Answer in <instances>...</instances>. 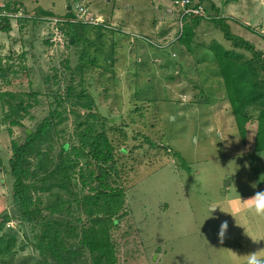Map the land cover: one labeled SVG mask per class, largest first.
<instances>
[{"label":"rangeland","instance_id":"1","mask_svg":"<svg viewBox=\"0 0 264 264\" xmlns=\"http://www.w3.org/2000/svg\"><path fill=\"white\" fill-rule=\"evenodd\" d=\"M21 1L27 5L24 13L34 14L43 7L58 17L68 10L75 14V5L84 3L117 29L156 39L174 37L179 30L173 0ZM208 2L202 3L213 12L215 3ZM228 6L224 4L221 12L230 11ZM235 7L236 18L229 22L232 31L264 47V0H242ZM209 17L195 29L193 50L179 39L155 47L126 31L128 35H118L115 28L91 23L85 24L75 42L65 31L67 23L63 34H57L53 19L11 17L15 23L17 18L25 20H21L22 30L16 24V35L1 34L9 47L2 50L1 41L0 213L10 212L4 232L16 240L10 252L0 257V264H43L33 225L20 216L21 207L13 197L9 158L12 140H24L25 131L33 132L51 111L55 152L62 143L70 149L80 142L82 120L88 118L97 131L101 115L108 116L107 127H116L108 133L117 146L115 176L124 188L127 210L113 228L119 264H246L245 254L257 245L244 231L256 239L264 237V217L248 211L242 198L264 190V150H254L256 122L248 123L245 139L237 129L213 59V50L233 48V44ZM14 36L21 40L18 47L12 43ZM236 50L251 54L241 47ZM172 74L176 79L170 78ZM69 84L74 88L71 93ZM83 89L86 93L79 95ZM5 90L23 95L32 104L21 124L12 125L6 118L13 98L2 96ZM89 99L93 100L90 107ZM260 107L256 103V113ZM81 168L88 173L84 157L72 173L74 189L79 194L94 192L91 186L97 181L83 183ZM31 194L43 201L48 198L38 187ZM213 205L234 218L219 209L210 212ZM78 214L85 216L82 211ZM224 219L229 222V238L221 244L217 231ZM258 246L264 247V241ZM89 257L87 252L84 259Z\"/></svg>","mask_w":264,"mask_h":264},{"label":"trees","instance_id":"2","mask_svg":"<svg viewBox=\"0 0 264 264\" xmlns=\"http://www.w3.org/2000/svg\"><path fill=\"white\" fill-rule=\"evenodd\" d=\"M4 3V6L0 5V12L15 11L22 5L16 0H6ZM212 7L214 12L207 9L211 19L233 44V48L219 47L213 50V59L218 64L215 72L223 79L225 94L241 137H247L248 123L256 122L254 150H264V51L253 41L232 31L228 17L221 15L214 4ZM34 14L56 16L52 10L43 7H39ZM61 17L70 20L75 14L68 10ZM204 18L197 13L184 16L179 42L187 45L189 50H193L195 29ZM66 23L69 28L65 31L69 37L73 36L75 42L78 41L86 23ZM0 25L2 29L8 30L10 17L0 15ZM64 25L65 23L60 22L62 30ZM115 32L118 35H128L121 29H116ZM238 47L250 51V56L236 50ZM1 59L0 54V70H3ZM170 78L176 79V75L172 74ZM68 90L73 92L72 84L68 85ZM85 93L83 89L79 95ZM1 95H10L13 98L8 103L9 113L6 115L9 123L21 124L22 117L32 104L26 102L23 95H17L10 90L1 92ZM29 95L36 96V92ZM17 96H20L19 101L15 100ZM92 102L89 99L86 104L90 107ZM256 103L261 105L257 113ZM53 114L51 111L45 116L33 132L25 131L24 140L13 139L11 142L10 173L14 177L13 197L21 207L20 216L33 225L35 245L43 257V264H119L113 228L127 214V210L124 209V188L117 184L115 176V172H118L117 146L108 133L109 129L116 127H107L110 121L108 116L101 115V129L97 131L88 118L82 120L78 124L85 125L79 132L80 142L74 143L70 149L62 143L55 152ZM174 152L185 163L182 154L178 150ZM82 157L85 158L88 173L81 168L79 177L83 183H97L91 186L94 192L79 194L73 187L76 181L72 173ZM33 180L38 183L32 185ZM33 187L47 192L48 198L43 201L41 197L32 196ZM81 211L85 216L78 214ZM11 217L10 212L0 213V257L10 252L15 244V236L4 232ZM87 252H90V260L84 259Z\"/></svg>","mask_w":264,"mask_h":264},{"label":"built area","instance_id":"3","mask_svg":"<svg viewBox=\"0 0 264 264\" xmlns=\"http://www.w3.org/2000/svg\"><path fill=\"white\" fill-rule=\"evenodd\" d=\"M173 9L176 8L178 10V14H179V30H177L176 36H168L163 38V39H156L155 37L152 36H148L146 34H141L139 32H133V31H128V30H123L128 32L131 37L140 39L142 41H145L149 44H151L152 46L159 45L161 47H166V46H170L172 45L175 40L179 39V37L181 36L182 32H183V19L184 16L186 14H191V13H197V14H201L204 17H211V14L206 11V6H204V4L200 1L197 0H173ZM0 5L4 6L5 3L2 2L0 3ZM172 9V11H173ZM75 17L71 18L70 20H68L67 18L64 17H58V16H50V15H43V14H31V13H24L23 12V8L20 6L19 9L15 10V11H7L4 10L2 12H0V15H6L11 17H19L21 15L25 16V17H35L38 19H53V21L55 22V24L57 25L56 28V33L57 34H63V30L60 27V22L62 23H66L67 21H81L84 23H91V24H96V25H101L103 27H111V28H115L117 29L116 26H114L113 24H111L110 22H107L102 16L99 15H95L94 13H92L89 8L84 4V3H77L75 5ZM209 17V18H210ZM119 29V28H118Z\"/></svg>","mask_w":264,"mask_h":264},{"label":"clouds","instance_id":"4","mask_svg":"<svg viewBox=\"0 0 264 264\" xmlns=\"http://www.w3.org/2000/svg\"><path fill=\"white\" fill-rule=\"evenodd\" d=\"M255 189V188H254ZM242 198V197H241ZM242 202L247 206V210L254 213L258 217H264V190H256L253 194L247 198H242ZM220 208L218 206H211L208 210L212 213H216ZM222 212V211H221ZM224 213V212H222ZM230 214L233 218L234 216ZM214 219H219L218 216L214 215ZM245 230V229H244ZM229 222L227 219L220 220L218 231H217V240L223 244L225 240L229 238ZM244 235L250 239L252 244L257 245L254 250L247 252L246 255V264H264V247H259L260 243L264 241V237L256 239L255 237L249 235L245 230Z\"/></svg>","mask_w":264,"mask_h":264},{"label":"crops","instance_id":"5","mask_svg":"<svg viewBox=\"0 0 264 264\" xmlns=\"http://www.w3.org/2000/svg\"><path fill=\"white\" fill-rule=\"evenodd\" d=\"M6 1V0H5ZM4 0H2V1H0V3H2V2H5ZM16 1H18L19 3H21L22 5H21V7L23 8V5H25V6H27L24 2H22L21 0H16ZM241 1L242 0H218V1H216V0H211V2L209 3L208 2V0H206V2H208L209 4H212V2H214L215 3V5H216V7H218L219 9V11H220V13L222 14V15H224V16H227L228 17V21L230 22L231 21V17H235L236 18V16H234V14H232L233 12V10L236 8L235 7V5H238V3H241ZM257 2H260V1H263V0H256ZM221 3H223V6H224V4L225 5H230L231 4V6H228V10H230V11H222L221 12V10H222V5H221ZM235 4V5H234ZM234 5V6H233ZM69 6V5H68ZM246 7V6H245ZM207 8V7H206ZM30 9V8H29ZM46 9H49V8H46ZM208 9V8H207ZM49 10H51V9H49ZM168 10L170 11V12H172V10H171V8H168ZM214 10V9H213ZM242 10V9H241ZM214 12V11H213ZM27 13H30V12H27ZM34 13H36V10H35V12ZM32 14V13H31ZM21 20H25V19H22V18H17L16 19V23H15V21H14V19H12L11 20V18H10V28L8 29V30H6V29H2V27L0 28V44H2V42L3 43H5V44H2L3 45V48H2V50H5L6 49V47H9V42H8V40L6 39H3V40H1V34L2 33H6L7 35H9V34H12V35H16V24H18V26H20L19 27V30H22V23H24V22H21ZM27 22V21H26ZM251 40V39H250ZM2 41V42H1ZM252 41V40H251ZM12 43H14V45H15V47H18V46H20L21 45V40L20 39H18V36H14V38H13V41H12ZM255 43V42H254ZM255 44H257V43H255ZM5 45V46H4ZM28 49V48H27ZM261 49L264 51V47H261ZM24 50H26V49H24ZM26 54H28V52H26Z\"/></svg>","mask_w":264,"mask_h":264},{"label":"water","instance_id":"6","mask_svg":"<svg viewBox=\"0 0 264 264\" xmlns=\"http://www.w3.org/2000/svg\"><path fill=\"white\" fill-rule=\"evenodd\" d=\"M68 8L70 9V8H71V5H69ZM72 40H73V36L71 35V36H70V41H72ZM176 75L178 76L179 74L177 73ZM220 94H221V92H220ZM28 132H31V131L28 130ZM34 183H35V182L33 181V182H32V185H34ZM226 183H227V184L230 183V178L227 179ZM10 210H11V213L13 214V213H14L13 206H11Z\"/></svg>","mask_w":264,"mask_h":264}]
</instances>
